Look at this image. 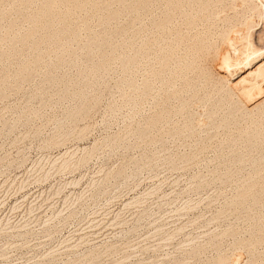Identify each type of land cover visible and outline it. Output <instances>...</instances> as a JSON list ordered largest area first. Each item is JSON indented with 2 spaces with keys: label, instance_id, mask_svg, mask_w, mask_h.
I'll use <instances>...</instances> for the list:
<instances>
[{
  "label": "rangeland",
  "instance_id": "374dc122",
  "mask_svg": "<svg viewBox=\"0 0 264 264\" xmlns=\"http://www.w3.org/2000/svg\"><path fill=\"white\" fill-rule=\"evenodd\" d=\"M96 1L99 11L88 8L71 19L78 41L67 51L44 45L43 61L28 80L14 75L35 54L26 49L22 58L6 61L1 51L11 44L0 45V264H213L222 256L230 264H251L249 210L232 205L251 167L236 158L245 157L246 144L227 143L238 136L240 125H249H244L249 118L220 128L226 113L215 115L212 124L207 108L194 105L191 112L198 124H189L185 113H175L149 139H141L138 127L158 111L160 92L154 91L155 100L140 106L133 96L125 98V92L132 93L126 80L141 84L149 66L124 70L117 57L134 55L149 38L162 36L151 21L164 13L166 4L153 0L140 16L129 1L119 18L110 21L108 15L122 9L119 0ZM104 1L111 11L102 9ZM225 1V7L232 3ZM257 1L254 5L262 8L248 17L260 16L254 19L262 35L256 42L263 47L264 6ZM9 4L1 6L5 15L0 17V37L13 22L18 21L12 31L17 35L30 29ZM36 5L24 13H33ZM180 23L176 18L173 27ZM98 38L108 45L102 51L94 47L89 55ZM113 49L117 59L96 72L102 52ZM89 105L93 109L86 117L69 121L71 113ZM166 105L174 109L181 104L172 99ZM85 128L84 138H78ZM55 139L65 141L50 147ZM204 145L207 149L198 153ZM94 147L88 161L81 162ZM65 160L70 167L59 169ZM258 253L264 255V247Z\"/></svg>",
  "mask_w": 264,
  "mask_h": 264
},
{
  "label": "bare ground",
  "instance_id": "6f19581e",
  "mask_svg": "<svg viewBox=\"0 0 264 264\" xmlns=\"http://www.w3.org/2000/svg\"><path fill=\"white\" fill-rule=\"evenodd\" d=\"M129 1L130 4L132 2V11L137 14L140 12L143 14L153 2V0H119L122 9L111 12L106 19L114 21L119 18L121 13L126 10ZM158 1L164 2L166 9L160 17L151 21V28L161 32L162 36L154 39L149 38L145 44L133 53L134 55H130V53L117 57L115 49L110 53L102 52V61L97 65L95 71L106 70L110 63L117 58L124 70L133 67L141 70L146 65L149 66L141 84L132 80L127 82L126 80L125 83L130 87L132 93L127 94L125 92L123 94L125 98L126 96H129V98L133 96L135 104L140 106L150 99L155 100L154 91L160 92L161 99L156 102L158 111L149 116L138 127L137 135L141 139H149L150 132L163 122H171V116L175 113H185L189 124L194 122L198 124L200 121H196L194 114L191 112L194 105H202L207 108V113H205L212 124L216 122L214 120L215 115L221 111L226 113L227 116H223L222 121L219 120L220 123L218 124L220 125L217 124V127L220 126V128L228 129L230 123L240 121V117L245 118L247 116L249 118L248 121L250 122L245 121L247 123L244 125L249 124L245 128L242 127V129L240 128L241 125L237 124V126L240 125L239 129H236L239 130L237 131V137L231 135L232 137L227 139L229 144H235L240 140L246 144L244 148L247 147V150L245 149L247 159L243 158V155L240 157L236 155L238 156L236 158L240 163L247 160L251 167V170H248L250 172L249 175L247 174L248 178L232 205L242 204L247 206L249 210V213H247L249 216L247 217L250 219L249 223L251 224V228H249L251 229L249 230V232L251 231L250 238H247L249 239L247 240V247L250 254V263L264 264V255L262 253L257 254L259 249L264 247V46L260 47L256 42L257 36H262L258 24L254 21L257 14L253 16V19L248 17L250 12H252V15L255 12L258 13L262 6L259 4V9L258 4L254 5L255 0H231L232 3L228 7L232 10V15L227 16L225 11L228 7H225V0ZM228 1L226 4L231 2ZM263 1L261 0L264 6ZM38 2L39 7L37 6ZM104 2H102V9L107 8L110 4L109 2L107 4V1ZM239 2L241 5H238ZM4 3H11L12 10L14 9L20 19L25 20L24 22H27L30 26L26 33L17 35L12 31L18 21L13 22L9 25L8 33L0 37V45L6 41L11 44L9 49L1 51L3 60L9 61L14 57L20 59L28 49L35 54L34 60L32 62L23 61L14 75V78L22 81L31 78L36 67L42 63L44 45H55L67 51L71 42L78 41V32L72 27L71 21L75 13L85 11L88 8L97 12L101 6L96 0H0V17L5 15L2 8ZM35 5L37 9L33 13L28 15L24 13L27 12L25 10ZM109 11L111 10L109 9ZM261 13L259 14L261 15ZM139 15L140 18L141 15ZM178 17L181 19V23L178 27H173L175 19ZM258 17L260 18V16ZM106 19L104 21H107ZM204 23L208 26H205ZM220 23L222 26H220ZM82 24L84 27L87 26L85 21ZM217 25L221 27V29L218 28V31ZM256 28L257 31H255ZM215 32H218L217 37H214ZM63 37L68 39V42H63ZM92 42L88 52L89 55L94 47L102 51L108 45L105 38H98ZM140 67L142 68L139 69ZM213 70L216 71L218 77L213 76ZM6 81L7 78H4L3 82ZM178 83L181 84V88H176ZM124 84L122 87L125 86ZM172 99L180 100V107L174 109L167 107L166 104ZM213 100H215L214 104L208 109V104ZM96 101L97 99L94 102L96 103ZM89 106H81L76 109L75 112L71 113L69 121L75 123L78 118L86 117L90 109H93L91 105ZM185 127L189 128L188 126ZM235 127L234 124L232 128ZM87 129H81L78 138H84ZM175 131L180 134L178 128ZM56 139L48 145L50 147H61L65 140ZM206 149L207 146L204 145L197 152ZM94 150L95 147L85 151L82 160L80 158L81 162L88 161ZM197 152L193 155H197ZM247 153L248 155H246ZM233 154L235 155L236 152ZM66 161L61 162L59 169L66 170L68 168L67 163L70 162ZM248 169L250 168L248 167ZM88 256L92 257L94 253H89ZM229 259L223 256L218 257L213 264H230L231 259Z\"/></svg>",
  "mask_w": 264,
  "mask_h": 264
}]
</instances>
